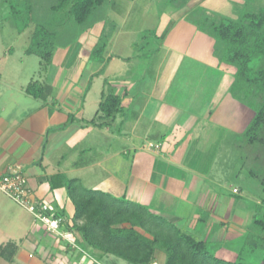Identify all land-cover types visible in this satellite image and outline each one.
<instances>
[{
    "label": "crops",
    "instance_id": "obj_1",
    "mask_svg": "<svg viewBox=\"0 0 264 264\" xmlns=\"http://www.w3.org/2000/svg\"><path fill=\"white\" fill-rule=\"evenodd\" d=\"M234 3L244 5L233 0H190L184 8L169 4L157 35L172 21L174 26L164 40L159 39L151 69L141 73L137 63L145 54L132 55L133 42L122 52L123 44L109 39L101 58H92L103 44L101 18L61 49L59 57L54 52L51 64L58 68L45 83L42 98L27 92L30 82L17 85L10 81L9 72H0V175L20 168L34 200L63 211L67 221L61 226L66 236L60 240L66 245L63 251L43 242L44 235L51 233L35 219L26 228L23 217L15 215L11 221L19 229L18 236L12 234L9 243L16 244L17 250L8 264L49 260L121 264L113 257L81 253L74 243L75 235L67 226L73 224L76 210L67 181H76L81 192L104 193L146 206L200 240L217 241L222 245L217 257L237 259L238 251L231 245L244 238L256 214L235 209L237 202L222 194L225 184L215 162L220 141L245 136L254 118L252 110L230 92L236 68L221 63L214 54L215 40L186 20L196 9L223 14ZM148 5L147 0L130 1L129 13H144ZM118 46L117 53L114 47ZM111 92L122 99L120 111L113 119L91 123L104 95ZM71 118L74 121L67 128L49 131ZM102 123L107 124L99 126ZM231 193L242 197L243 190L235 187ZM7 198L0 190V209L8 217L11 212L3 205ZM248 219H253L252 224L246 225ZM31 251L39 252L40 259L34 261ZM76 251L86 257L74 259Z\"/></svg>",
    "mask_w": 264,
    "mask_h": 264
},
{
    "label": "trees",
    "instance_id": "obj_2",
    "mask_svg": "<svg viewBox=\"0 0 264 264\" xmlns=\"http://www.w3.org/2000/svg\"><path fill=\"white\" fill-rule=\"evenodd\" d=\"M110 1L0 0V8L9 3L18 21L20 15L26 13L21 31L31 23L36 24L33 47L27 50V54L39 56L42 67L47 69L57 47L56 40L63 34V30L73 24L86 31L93 24L96 12ZM189 2L170 0V4L180 8L186 7ZM186 20L215 40L214 54L221 63L236 68L230 92L236 100L256 112L245 137H249L251 144L264 145V138L260 134L264 127V7L255 12L243 13L239 20L200 8L188 14ZM173 26L174 21L161 36L155 33L156 38L164 40ZM106 46V43L99 46L92 58L100 59ZM36 86V83L30 84L27 92L42 98L43 87L36 91ZM121 105L122 99L115 93L104 95L98 116L91 123L97 124L100 119H113ZM73 121L71 118L63 127L49 131L65 129ZM75 182H66L68 197L76 210L73 224H68L67 230L75 235L74 243L81 253L91 251L99 259L113 257L115 262L122 260L128 264H155L157 252L161 249L166 258L164 264H250L244 260L242 251L238 252L235 261L217 257L220 247L210 249L209 241L198 239L163 216L152 213L146 206L104 193L81 192ZM56 217L62 218L61 226L67 225L63 211L56 212ZM250 230L251 234L246 237L248 244L252 245L253 250L261 248L264 251V212L261 217L256 214ZM16 250L14 243L0 246V257L11 263Z\"/></svg>",
    "mask_w": 264,
    "mask_h": 264
},
{
    "label": "rangeland",
    "instance_id": "obj_3",
    "mask_svg": "<svg viewBox=\"0 0 264 264\" xmlns=\"http://www.w3.org/2000/svg\"><path fill=\"white\" fill-rule=\"evenodd\" d=\"M233 1H243L244 5L239 6L234 3L235 7L232 8L233 11L230 9V11L223 14L212 13L239 20L243 13L255 12L264 7V0ZM129 3V0H112L106 3L96 12L93 24L100 18L104 23L105 29L104 31L102 30V43L108 42L109 39L110 41L117 40L123 44L121 46V51L123 52L124 48H127L126 44L133 42L132 55L145 54L142 57L144 59L137 63L138 66L141 65V68H139V72L141 73L146 67L151 69V66L154 64V56L155 54L157 55L158 46L160 45L155 33H159L157 32V28L160 18L164 12L169 11L171 5H169L170 0H147L149 5L146 11L144 10V13L132 12L130 14ZM22 9L24 8L22 7ZM25 14L22 13L18 21L12 13L9 3L3 4L0 8V72H9L12 75L10 81L17 85H20V82L26 84L27 81L30 84L36 83L35 90L40 91V88L45 87V83H50L52 79L51 75H53L52 73L58 67L51 64L47 69H44L41 65L42 59L39 56L27 54V50L33 47V34L36 24L31 23L25 30L21 31ZM125 22L127 24H124ZM81 32V27L69 24L63 30V34L56 40L57 47L54 50L56 56L59 57V53H62L61 49H65L72 44ZM114 49L117 53L120 51L119 46L114 47ZM4 56H6L5 59ZM251 110V118L253 119L256 116V112L253 109ZM260 134L264 138V127ZM248 138L245 136H238V138L227 136L226 139L220 141V154L216 159L215 167L216 172L219 174V179L225 184L222 194L237 202L235 209H241L247 214H257L261 217L264 212V201H262V199L264 200V145H251ZM235 187L242 188V197H236L231 193ZM3 205L10 210L12 216L7 217L4 209H0V246L8 245L13 235L18 236L19 229L11 221L15 220V215L23 217L25 221L23 224L26 228L29 227L30 223H34L33 219H35V217L33 218L25 209L15 204L10 198H7ZM252 221L253 219H248L246 225L252 224ZM250 231L249 229L244 232V235H242L244 238L240 237L231 246L235 247L239 253L243 252L246 262L250 264H263L264 251L261 248L253 250L252 245L248 244L246 240V237L251 234ZM256 233L259 234L258 232L254 234ZM42 240L45 244H52V247H55L57 250L66 251V245L51 234L44 235ZM15 242L19 245L22 243L21 239H16ZM209 242L210 249L222 246L214 240H210ZM30 253L34 257V261L40 259L41 254L39 252L31 251ZM73 253L75 252H71V254ZM76 253L74 259L78 255H81L83 258L86 257L79 251H76ZM156 256L157 260L155 264L165 263V254L161 249L158 250ZM69 258L72 257L69 256ZM120 263L128 264L124 261H120ZM0 264L8 263L0 257ZM15 264L31 263L17 261ZM47 264H53V261L49 260Z\"/></svg>",
    "mask_w": 264,
    "mask_h": 264
},
{
    "label": "built area",
    "instance_id": "obj_4",
    "mask_svg": "<svg viewBox=\"0 0 264 264\" xmlns=\"http://www.w3.org/2000/svg\"><path fill=\"white\" fill-rule=\"evenodd\" d=\"M0 190L33 214L36 222L42 225L46 232L56 237L66 238L61 231L62 218L56 217V212L50 203L34 200L27 178L20 168L0 175Z\"/></svg>",
    "mask_w": 264,
    "mask_h": 264
}]
</instances>
